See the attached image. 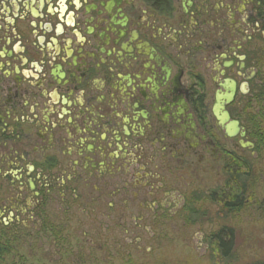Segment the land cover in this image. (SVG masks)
<instances>
[{
	"label": "flooded vegetation",
	"instance_id": "af4514ba",
	"mask_svg": "<svg viewBox=\"0 0 264 264\" xmlns=\"http://www.w3.org/2000/svg\"><path fill=\"white\" fill-rule=\"evenodd\" d=\"M263 61L264 0H0L9 210L44 211L83 186L119 219L122 208L156 212L169 182L180 195L185 179L225 172L241 153L258 158L264 109H250L264 100ZM229 81L226 110L253 150L213 115Z\"/></svg>",
	"mask_w": 264,
	"mask_h": 264
},
{
	"label": "rangeland",
	"instance_id": "374dc122",
	"mask_svg": "<svg viewBox=\"0 0 264 264\" xmlns=\"http://www.w3.org/2000/svg\"><path fill=\"white\" fill-rule=\"evenodd\" d=\"M237 100L242 102L241 97ZM210 101L211 108L214 98ZM254 104L250 113L264 109V100ZM257 155H237L250 163L256 184L244 205L229 213L210 199L212 191L225 186L224 169L185 179L180 195L179 184L171 181L169 195L156 198V212L122 208L120 219L118 212H102L98 202L87 201L83 186H75L74 195L56 193V202L44 211L11 212L9 206L17 199L11 188L15 180L0 177V240L11 248L2 264H264V152ZM184 196L185 207L175 210ZM2 202H8L6 209ZM222 228L234 236L232 259L227 261L209 240Z\"/></svg>",
	"mask_w": 264,
	"mask_h": 264
},
{
	"label": "trees",
	"instance_id": "16d2710c",
	"mask_svg": "<svg viewBox=\"0 0 264 264\" xmlns=\"http://www.w3.org/2000/svg\"><path fill=\"white\" fill-rule=\"evenodd\" d=\"M227 180L223 188L212 191L210 199L222 206L229 213L231 210L239 209L244 201L249 199L256 184V174L250 163L244 159L235 157L232 167H226ZM211 247L219 255L222 261L232 259L234 249V236L232 230L222 228L218 233L210 237ZM11 248L0 240V264L4 257L9 256Z\"/></svg>",
	"mask_w": 264,
	"mask_h": 264
},
{
	"label": "water",
	"instance_id": "95a60500",
	"mask_svg": "<svg viewBox=\"0 0 264 264\" xmlns=\"http://www.w3.org/2000/svg\"><path fill=\"white\" fill-rule=\"evenodd\" d=\"M222 88L223 91H218L216 94L213 115L227 137L234 138L240 136L242 139L240 141V146L243 149L253 150L254 144L244 140L246 135L244 129L240 126L239 122L231 120L226 110V107L231 104L235 98L236 84L234 81H229L223 85Z\"/></svg>",
	"mask_w": 264,
	"mask_h": 264
}]
</instances>
